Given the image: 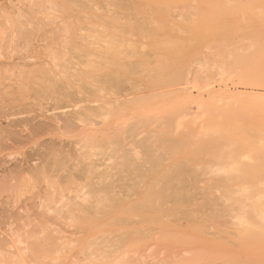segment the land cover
<instances>
[{"label":"rangeland","instance_id":"374dc122","mask_svg":"<svg viewBox=\"0 0 264 264\" xmlns=\"http://www.w3.org/2000/svg\"><path fill=\"white\" fill-rule=\"evenodd\" d=\"M51 1L52 2H50V4L49 0H0V31H2V33H0V264H90V262L91 264H264V234L259 235L254 232L249 235L243 234L242 231L239 230L240 228L237 226L238 219H235L229 212V215L227 213L221 214L223 208L220 207L223 206L222 201H219L218 198L221 196L220 194L223 193V189L220 192V185L222 188L223 185H225V182L220 181V178H222L225 174H249L253 177L255 182H260L261 185H264V159H261L264 157H262V155H255L256 153L262 151L261 146H258L257 144L261 142L259 144L261 145L263 144L262 142H264V0H142V2L141 0H89V2L91 1L90 3L87 0H66V2L65 0ZM61 1L64 2V4H61ZM147 1L148 3H145ZM53 2H55V4H53ZM70 2L72 4H68ZM86 4L90 6L88 7ZM224 4H228V8H226V5L224 7ZM142 5L146 6V8H144ZM196 5L198 9L195 8ZM211 5H213V8ZM148 6H152L150 7L153 10L152 12L156 11L157 9L156 17H153L156 15V12L152 13L153 16L150 14L151 9L147 8ZM160 6L161 8H159ZM68 7L72 10H69ZM145 13L146 17L149 18L145 17ZM115 15L117 19L115 18ZM112 18H114L116 21L115 22L113 19V22L116 23L114 26L112 24L113 22L110 21ZM146 20L148 23H152V20L153 22L157 21V23H160L164 27L168 26V28L170 27L172 30L169 29L171 31L170 32L168 29L162 28L160 33V27H158L159 25L157 26L159 28L158 29L156 27L157 24L155 25L154 22L152 24H154L155 27L152 28L151 26L153 25L148 26ZM127 21L131 23H128ZM118 22L121 23L119 24ZM134 22H136L140 28H144V30L142 28L141 29L142 31L146 32L144 34L141 33L142 31L140 28L138 29V26L135 27L136 24L133 26ZM142 23L146 24L143 26ZM121 24L122 26L123 24L124 26H128L130 31L132 30V27L135 28L132 31H135L136 28L141 31L139 32L137 30V33L139 32L138 34H135L136 31L135 33L133 32L134 34L130 32L132 35L129 34L128 36L129 40L132 42L131 47L133 46L134 41L140 43L139 45L142 46H140V54L130 52L132 50H126L129 57L127 54L126 56L131 58L132 54L134 56L135 54H139L141 56V53L142 56L144 55L143 59L148 63L146 65L148 70L150 69L149 74H147L148 77L146 78L148 82L151 79L153 80L152 76L154 79L157 78L155 72L151 70L156 66V64H158L156 62L163 61V63H167V60L169 58L171 59L169 53L171 52L170 48L172 47L179 49H174V51L179 52L180 55L177 54V52L174 53L175 55L180 56V61L178 60V56H175L176 58L173 56L174 53L172 51V53H170L173 56L171 63L174 59L175 65L183 68V81L178 80L177 83H172V85H169L168 87L169 83H166L165 85L161 81H158L157 78L159 84H156L155 86L154 83L157 82L155 80L156 82L151 81L153 85L151 84V86H149L151 82L148 83L147 80H144V77H146L147 73V69L145 68L146 66L144 65L145 63H140L144 60L140 58V61H138L137 56L134 58L132 57V61H130L131 59L129 60L126 56L125 57L128 59V62H131V68L136 67V63H140V65H142V67L145 69H143V72L145 71V76H142L144 74L143 73L141 75L142 77L134 76L135 78L131 77L130 80L126 78L114 77L113 81L118 79L116 82L119 83L122 81H128L125 84H121L125 87H120V85H118V89L120 90H115L114 86L117 87V85L116 82L112 81L107 83L105 82L106 85L102 83L93 85V87H91V85H85L79 76H75V78L73 76L70 78L69 80L72 83L68 82L69 80L66 78L63 79L61 74L64 75L66 69L68 75H70V73L71 75L77 74V68L79 71L85 70L87 69V66L85 68V65H89L91 61L96 67H101L99 63L101 64V59L103 58H99V56H103V53L105 54L104 49L106 47L104 46L107 45L104 44L105 40H107V36H105L106 38L103 39V34L109 35L107 33L105 34V30L108 29L107 31H115L117 26L118 29H123V31L120 30L123 33L127 27H119ZM146 25L148 28L151 27L152 29H149L152 31L146 29ZM175 26L178 27V29L183 27L182 29L185 31V33H179V30L176 32L177 28ZM17 27L18 29H16ZM118 29L117 32L115 31L116 35L119 31ZM225 29H231L227 31L228 36L230 37L227 36V38H225V44L229 46L231 44H228V42L234 43L230 47L233 48L235 45L236 49L234 50L233 48L230 51H235L240 57V62L243 64V66L238 65L233 70L228 71L229 75L226 74V76L228 75L227 77H224L225 73H222L226 65H222L223 67L219 65L222 63L217 56L221 53V50L218 52L217 47L219 43V49H222L223 44H220L222 43V38H224L222 33L225 31ZM183 30L180 32H183ZM128 31L126 30L122 36H127L126 32L128 34ZM148 32H150V35H152L153 38L149 36V34H146ZM158 33L159 35H157V40H155L154 36ZM112 34L115 35L113 32ZM169 34L171 36L173 35V37H171ZM116 35L114 37H116ZM133 35L136 38H133ZM164 35L166 37L169 36V38H172L173 44L169 43L172 40L166 38ZM163 36L166 38L167 44H172V47L170 46L169 48L168 46L167 49L163 46L162 49H159V53L157 54L160 55V57L163 55V53H165L163 56L169 55V57L166 59L167 56H165L164 60L156 61V59L159 58L156 56L157 54H155L157 51L154 50V47L155 49H158V41L160 45L161 43L162 45L165 43L166 40L163 39ZM120 37L121 35L119 38ZM130 37L132 38L130 39ZM158 37L160 40H158ZM119 38H117L118 42L119 40L123 41L125 44L128 42L127 46L125 44L124 45L126 47L130 46V41L124 42L127 40V37H125V40H122L124 37H121L120 39ZM173 38H175L177 43H183V41H185L189 42L190 44L192 42H195V45L200 44L199 46L197 45L199 51L196 50L194 53L197 55L198 52V54L201 53V55L199 54V56H196L194 53H192L194 48L197 49L194 44H192V47L194 46L192 50L189 43H180V47V45H178L179 43H174ZM161 39H163L164 42ZM179 39L183 40L179 41ZM190 39H192V41H189ZM226 39H229L230 41L227 42ZM214 40L217 42H214ZM156 41L157 43H155ZM64 43L66 45H64L65 47L63 46ZM71 43L72 48L69 47ZM90 43L91 46H89ZM138 43L137 46L135 43V47H138L139 49L140 47L138 46ZM155 44L157 45L154 46ZM174 44L175 46H173ZM101 45L103 46V49L101 48ZM83 46L89 50L83 48ZM161 46L158 45V47ZM135 47H132L133 50H135ZM165 49L169 52L165 51ZM181 49H185L182 51L189 54L186 56V53H180L182 52ZM50 52L52 53L50 54ZM166 52L168 53L166 54ZM191 53L192 55H190ZM49 55L52 56L50 57ZM58 56L61 57L59 58ZM52 57H55L57 60ZM186 57H191L189 59L192 60L193 58V60L189 61ZM232 57L233 56H231V58ZM216 58L217 60H214ZM53 60L56 62H53ZM208 60L210 61L208 62ZM176 61L178 64H176ZM183 62L186 63V65ZM74 65L77 67L75 73L73 70L75 68ZM204 67H209L210 70H208V68L205 69ZM20 71L23 72V75ZM50 71L53 72V75ZM217 71H220L218 72L219 74ZM42 75H45L46 77H42ZM34 76L37 77L36 80L33 78ZM163 76L165 75H162V77ZM59 77L62 78L60 79ZM249 77L256 78V81L249 80ZM28 78H30V80ZM42 78H45V81ZM49 78L52 79H50L52 83L49 81ZM78 79L80 80L78 81ZM120 79L122 80L121 82L119 81ZM180 80H182V77ZM49 82L52 85L54 82L56 85H58L57 83L60 84L62 82L60 85L67 84V86L62 87L64 86L62 85L60 87L58 85L57 89H55V87H51L52 85H50ZM137 83L139 84L137 85ZM55 84L54 86H56ZM112 84H114V86ZM42 85H44V88ZM110 85L112 86L111 88ZM36 87L40 90L39 93ZM48 88H50V91ZM58 88L63 89L60 90ZM41 89L45 90L43 91ZM83 89L86 90V92ZM95 89L100 90L95 92ZM66 90L71 91L72 95V92L80 90L78 91L81 92L79 95L76 97L75 95L73 96V101L76 100L75 103L71 100L73 97L69 100L60 98V95L65 94ZM63 91L64 93H62ZM69 91H67L68 94ZM57 92L60 95H58ZM159 94L161 95L159 96ZM139 96L142 98L143 104H141L140 107L137 106V112H140L147 117H153L156 123L153 120V122L149 120L150 122H147L148 125H143V127L146 129L143 128L142 125H139V128L137 127L136 130L139 129V132L144 130L147 131L148 127V132L150 131V135L153 132L152 129L164 130L167 127L168 120L171 119L173 115L174 121L172 124H174V126L171 124V131L168 135H166L165 138L169 145H173V147L176 149L178 148V150L176 152H171L169 148H159L156 155L161 160L164 169H171L172 166L179 161L178 163L181 165L184 164L186 166L184 167V170L188 169L186 171L189 173H192L193 175L197 174L198 180H196V183L200 185L199 186L197 184L200 187L197 192L203 193L206 191V188L208 189V187H213V189L214 187H219L217 188L219 189L217 192H215L216 188L214 189L210 197L211 199L205 196V194H200L199 197H202V200L201 198L199 199L197 197H193L192 201H182L181 203H178L179 205L176 204V206L175 204L172 205L173 200H168L166 202L167 205H160L156 211L154 208H147L144 211L146 207L139 211L140 209L137 210L136 208L142 207L140 206L142 194H140L138 189H143L144 186L141 178L134 179L136 180L135 183H139L140 185L139 186L137 184V186H135L137 188L135 189L133 188L134 182L128 181L127 179L125 180L120 178L121 181L120 179L115 181L119 178L115 177L107 178L105 181L102 178V176L105 175L104 172L106 171L113 174L116 173L114 169L110 168L108 171L106 168L113 164V158L111 157H113V155L116 157L122 152H119L116 155L114 152H112V155L111 151L114 148L111 146L110 149H113H111V151L107 150L110 153H103L106 150L101 152L99 149H90V151L87 152L85 151L86 148L84 147V143L82 141L84 137L93 132L94 137L96 140L98 139L97 142L100 144L101 140L104 139V133L107 131H113L114 127L112 125L113 123H111L112 119H110L107 115H100L99 117L95 116L96 118L94 116L87 117L86 119L90 118V121L82 119V122H77L80 128L74 131L72 130L69 133L66 129L64 130L61 127L63 124L60 121L63 122V120L58 116L61 113L66 112V115L68 116L69 112L72 113V111H78V108L81 109L83 107H101L103 112L105 111L106 113V110L112 107V102L116 100L123 101L131 99L135 102V99L133 98H137ZM106 103H110L109 106ZM142 109H144V111ZM243 109L247 110L246 113H244L246 118L242 117L241 112ZM115 115H118L117 117L119 119L122 118L119 112H117ZM164 117L168 120H165ZM206 118L211 121V126L213 125L216 127V130L215 128L213 130L220 136L215 137L217 139L213 138L215 142L213 139H211V142L209 141L207 144L206 151H202L199 145L202 142V136L205 135V130L203 127L205 125L204 120ZM55 122L58 124L55 125ZM241 124L244 125L243 130L241 128ZM42 125L45 127L44 130L46 131H42L43 135L36 134V137V128H41ZM45 125H47V128ZM163 125L166 126L164 127ZM252 126L256 127L259 131L253 132L251 130ZM56 127L59 129L61 127V129L58 130ZM124 132L125 131H121L118 138L121 139V136H123ZM145 132L142 134L136 133L139 135H137L138 137L136 140L142 137L144 139L148 133ZM253 133L258 135V137L255 135L258 139H255L256 137H254ZM130 134L131 133L128 135ZM128 137L129 136H126L125 141ZM130 137L128 138L127 143H124L125 141L122 140L123 137L120 141V143L123 141V143L126 144L124 148H127V150H131V148L135 147L133 143H129V141H131L129 139L132 138ZM218 137L221 139H218ZM151 138H153V136ZM245 138L247 140L252 139L249 140L251 143L245 140ZM259 138L263 140L258 141ZM253 140L255 143H253ZM240 143L243 144L239 145ZM213 144H216L217 147ZM254 144H256V147H253ZM209 146L214 147L210 149ZM228 146L231 147L229 148ZM237 146L239 148H237ZM208 149L215 151L212 153V156L210 154L211 152H208ZM218 149H220V151ZM221 149L224 150L221 151ZM225 150H227V153ZM84 151L87 154L90 153L89 156L91 157H88V161L87 159H82L78 156L79 153H83ZM231 151L233 156L232 158L228 156V158L226 155L232 154ZM222 152L226 153V155H224ZM195 153L198 155V157ZM65 156L67 158H65ZM258 156L261 158L259 157L257 159ZM189 157H193L192 160H189ZM215 157H217V159H215ZM61 158L62 162H67H65V166L61 163L63 169L60 165H58V162L56 163V160L59 161ZM217 160L218 162H216ZM43 162L45 164H43ZM72 162L75 163L73 164ZM85 162L92 165L94 164V166L97 168V172H101L102 174H99L102 176H98L92 180L89 179L87 175L84 176L83 174H79V172H77L78 168L79 171H81L82 169L80 170V168H85V166L88 165ZM138 162L140 164L143 163V168L145 170H147V168L148 171L151 170L150 163H145L144 159H139ZM233 162L235 163V169L230 165L233 164ZM80 163H82V165ZM221 163L222 165H220ZM47 164H49V167ZM71 166L72 168L70 169ZM67 167L69 169L66 170ZM46 168H48V170ZM217 169H219V171ZM68 170L71 173L67 172ZM216 171L218 174H216L217 176L214 175ZM216 177L219 178L220 182L218 180H216V183L214 182V180L217 179ZM102 179L105 181L103 182L104 184L114 183L110 189H112L111 193L115 192L114 194L117 197V205L120 208L118 213L114 214L111 212L110 216L99 215L95 210V200L92 201L93 198L89 197V193L93 196L96 195V193H94V187L91 185L92 183H97L98 186L96 187L103 188L104 184H101ZM139 180L142 183L137 182ZM87 183L88 187H86ZM118 184H120V186ZM127 185L129 186L127 187ZM101 188H98V190ZM201 190L203 192H200ZM199 193L197 194L199 195ZM103 194L108 195L103 191L97 193L99 196L102 195L103 197H106ZM112 195L110 194V196ZM194 195L196 194L194 193ZM87 196V199L89 200L85 199ZM204 199H206V203L203 202ZM208 199L214 200L210 201L209 203H219L220 205L218 208L213 209L211 207L212 205L208 203ZM118 200L120 202H118ZM195 200L198 202L201 201V203L203 202V205L201 206V203L199 204L198 202H195ZM131 203L132 206L129 207L128 205H131ZM137 203H139L140 207L135 206L138 205ZM182 204H187L186 206L188 208H186L188 210H185L186 208H184L185 206ZM188 204H191L192 206H188ZM205 204L211 206L208 207ZM180 205L184 209L179 208ZM199 205L201 207H199ZM124 209L127 210L124 212ZM150 209L153 211L148 213V210ZM66 211H68V213H66ZM186 211H188L189 216H187ZM236 211L237 209L233 212L235 213ZM77 212H79L78 216L76 214ZM121 212L125 214H120ZM130 212L132 214L129 215ZM89 213L92 216H90ZM215 214L219 215L217 218L220 217L222 222L219 219H214L215 216H211ZM185 216L189 219H187ZM208 216L211 217L209 218ZM91 219L93 220L91 221ZM145 219L147 220L145 221ZM84 221H87V223ZM117 229L118 231L121 229L122 230L117 232ZM99 235L104 239H102ZM114 239H116L118 242H115ZM44 241H47L48 243L45 242L44 244ZM51 241H54V243H51ZM98 245L101 246L99 247ZM102 246L105 249L102 248ZM94 247H99L98 252L101 251V254L96 251V248L94 252ZM115 251H117V253H115ZM92 252L94 253L92 254ZM33 253H35V255ZM49 253L52 256H49ZM109 253H111V255L108 258L106 255H109ZM94 254H97L98 256H95ZM90 255H94V257H91ZM86 257L90 259L92 258L91 260L93 261L87 259Z\"/></svg>","mask_w":264,"mask_h":264},{"label":"bare ground","instance_id":"6f19581e","mask_svg":"<svg viewBox=\"0 0 264 264\" xmlns=\"http://www.w3.org/2000/svg\"><path fill=\"white\" fill-rule=\"evenodd\" d=\"M41 1V0H40ZM76 1V0H75ZM79 1V0H78ZM78 1H77V3H78ZM88 2H89V0H87ZM86 1V2H87ZM127 1V0H126ZM150 1V0H149ZM50 2H52L51 0H49V3ZM65 2H66V0H65ZM84 2V1H83ZM91 2V1H90ZM89 2V3H90ZM93 2V1H92ZM141 2H142V0H141ZM152 2V1H151ZM150 2V3H151ZM64 4V2H62L61 1V4ZM82 3V2H81ZM88 3V4H89ZM145 3H148V1L147 2H145ZM153 3H155V2H153ZM152 3V4H153ZM157 3V2H156ZM168 3V2H167ZM51 4V3H50ZM53 4H55V2H53ZM59 4V3H58ZM68 4H72L71 2L70 3H68ZM73 4H74V2H73ZM84 4V3H83ZM152 4H150V5H152ZM214 4H215V2H214ZM47 5H48V3H47ZM87 5V4H86ZM120 5V4H119ZM144 5H147V4H144ZM144 5H142L144 8H146V6H144ZM149 5V4H148ZM157 5V4H156ZM175 5V4H174ZM225 5L226 4H224V7H225ZM35 6V5H34ZM33 6V7H34ZM39 6V5H38ZM54 6V5H53ZM71 6V5H70ZM82 6V5H81ZM80 6V7H81ZM88 7L90 6V5H87ZM95 6V5H94ZM153 6V5H152ZM152 6H148L147 8H150V7H152ZM155 6V5H154ZM166 6V5H165ZM192 6V5H191ZM212 6V8H213V5H211ZM228 6V4L226 5V8H228L227 7ZM55 7H56V5H55ZM58 7V6H57ZM110 7V6H109ZM113 7H114V5H113ZM157 7H158V5H157ZM156 7V8H157ZM168 7V6H167ZM193 7H194V5H193ZM207 7V6H206ZM219 7V6H218ZM230 7H231V5H230ZM37 8V7H36ZM59 8V7H58ZM62 8V7H61ZM64 8V7H63ZM66 8V7H65ZM69 8V7H68ZM82 8V7H81ZM96 8V7H95ZM95 8H94V10H95ZM98 8V7H97ZM119 8V7H118ZM156 8H153V9H156ZM159 8H161V6L159 7ZM196 9H198V7H197V5H196V7H195ZM33 9V8H32ZM71 8H69V10H70ZM93 9V8H92ZM91 9V10H92ZM124 9V8H123ZM143 9V8H142ZM151 9V8H150ZM221 9V8H220ZM68 10V9H67ZM72 10V9H71ZM90 10V11H91ZM100 10V9H99ZM140 10H141V8H140ZM249 10V9H248ZM108 11V10H107ZM111 11V10H110ZM153 10L151 9V13L150 14H152V13H154V12H156L157 11V9H156V11H154V12H152ZM159 12V11H158ZM160 13V12H159ZM158 13V14H159ZM201 13V12H200ZM22 14V13H21ZM43 14H44V12H43ZM143 14H144V12H143ZM195 14V13H194ZM33 15V14H32ZM35 15V14H34ZM172 15V14H171ZM86 16V15H85ZM120 16V15H119ZM128 16V15H127ZM126 16V17H127ZM152 16H153V14H152ZM157 16V12H156V15L155 16H153V17H156ZM227 16V15H226ZM20 17H21V15H20ZM130 17V16H129ZM145 17H146V13H145ZM183 17V16H182ZM86 18V17H85ZM97 18V17H96ZM111 18V17H110ZM115 18H116V15H115ZM146 18H149V17H146ZM170 18V17H169ZM186 18V17H185ZM88 19V18H87ZM113 19L114 18H112V20L110 19V21H112L113 22ZM117 19V18H116ZM150 19H151V17H150ZM224 19V18H223ZM108 20H109V18H108ZM149 20V19H148ZM154 20V19H153ZM153 20H152V23H154L153 22ZM157 20V19H156ZM227 20V19H226ZM86 21H88V20H86ZM114 21H115V19H114ZM126 21V20H125ZM143 21V20H142ZM179 21V20H178ZM111 22V23H112ZM116 22V21H115ZM128 23H131V22H129V21H127ZM145 22V21H144ZM149 22H151V21H149ZM224 22V21H223ZM229 22V21H228ZM11 23V22H10ZM99 23H101V22H99ZM108 23V22H107ZM119 23V22H118ZM121 23V22H120ZM119 23V24H120ZM146 23H147V25L149 26V25H153V26H151L152 28H154L155 26H154V24L156 25V27L158 26V27H160V33H161V31H162V28H166V29H170V27L168 28V26L167 27H164L163 25H161L160 23H157V21L154 23V24H152V23H148L147 22V20H146ZM146 23H144V24H146ZM103 24H104V21H103ZM113 24V26L114 25H116V23H112ZM135 24H136V22H134V25L133 26H135ZM143 24V23H142ZM144 24H143V26H144ZM221 24V23H220ZM12 25V24H11ZM82 25V24H81ZM90 25V24H89ZM146 25V26H147ZM161 25V26H160ZM185 25V24H184ZM16 26V25H15ZM18 26V25H17ZM91 26V25H90ZM123 26H124V24H123ZM123 26H122V24L121 25H119V27H122L123 28ZM138 26V27H137ZM148 26L146 27V29H148V30H150V31H152L151 29V27H149V28H151V29H149L148 28ZM166 26V25H165ZM3 27V26H2ZM103 27V26H102ZM116 27V26H115ZM125 27H127V31L129 30V28H128V26H124V28ZM135 27H137L138 29L140 28L139 27V25H137L136 24V26ZM176 27V26H175ZM11 28V27H10ZM96 28V27H95ZM95 28H94V30H95ZM117 29H118V26L116 27ZM136 28V33H135V31H132V30H134L135 28L134 27H132V30L130 31H128L129 33L127 34V32H126V35L127 36H125V35H123L122 36V34L123 33H125V31L122 33L121 31H123V29H118L119 31H118V33H117V35H121V37H124V38H122V40H125V37H127V40H125L124 42H126V41H130L129 40V34H131L132 35V33L134 32L135 34H138L139 32H141L142 31V29L144 30V28H140V30L141 31H139L138 29ZM177 28V29H176ZM175 29H176V32L178 31L179 33H185V31L180 27V29H178V27H176ZM15 29V28H14ZM16 29H18V27L16 28ZM74 29V28H73ZM98 29V28H97ZM100 29V28H99ZM117 29H115V31L117 32ZM130 29H131V26H130ZM174 29V30H175ZM20 30V29H19ZM67 30V29H66ZM93 30V31H94ZM108 29H106L105 30V34L107 33V34H109V35H104L103 34V39L104 38H106L105 36H107V40H105V42H104V40H103V42H104V44H107L106 46H104V44H103V46L104 47H106L104 50V52H105V54L103 53V56L102 55H100L99 56V58L101 57V58H103V59H101V64L99 63V65H101V67H96L94 64H92V61L89 63V65H85V68H86V66H87V69H85V68H83V69H85V70H80L79 71V69L75 66V68L73 69L74 70V73H75V70H76V68H77V70L78 71H76L77 72V74H73V75H71V73H70V75H71V77H70V75H68V72H66L67 71V69H66V71H65V73H64V75H62L61 74V76H63V79H70V78H72L73 76H74V78H75V76H79L80 77V79H81V81L85 84V85H91V87H93V85H97V84H102V83H104L105 85H106V83L107 82H116V80H118V79H115V81H113V78L114 77H119V78H126V79H128V80H130L131 79V77H142V76H145V71L143 72V69H144V67H142V65H140V63H145L144 65L146 66L148 63L143 59L144 57V55L142 56V53H141V56L139 55L140 54V52L139 51H141L140 49H141V45H139L140 43H138V42H135L134 40H132V41H134L133 42V46L135 47V43H136V46H137V43H138V46L140 47L139 49H138V47H135V50H133V46L131 47V45H132V42H131V44H130V42H129V45L130 46H128V47H126L127 46V43L128 42H126V44L125 43H123V41H121V40H119V42H118V39L117 38H119V36H117L116 35V32L115 31H111V30H109V31H107ZM121 30V31H120ZM137 30L139 31L138 33H137ZM147 30V31H148ZM155 30H157V29H155ZM170 30H172V29H170ZM169 30V31H170ZM181 30H183V32H180ZM229 30H231V29H225V31H223V33H222V36L224 37V38H222V43L220 44V45H222V49H219L220 47H219V43H218V52L221 50V53L219 54V55H217L218 56V59L221 61V63L222 64H219V65H223V66H225L224 67V70L222 71V73H225V76L224 77H227L229 74H228V71H231V70H233L235 67H237L238 65H242L243 66V64H242V62H240L241 60H240V57L238 56V54L234 51V52H232V51H230V50H232L233 48H234V50L236 49L235 48V45H234V47L233 48H231L230 46L232 45V44H234V43H229L228 41H230L229 39H226V41L228 42V44H231V45H227V44H225V38H227V36H228V32L227 31H229ZM233 30V29H232ZM18 31V30H17ZM104 31V30H103ZM164 31H165V29H164ZM163 31V32H164ZM167 31V30H166ZM168 31V32H169ZM186 31H188V30H186ZM19 32V31H18ZM32 32V31H31ZM68 32V31H67ZM72 32V31H71ZM112 32L113 33H115V35H116V37H114L115 35H113L112 34ZM121 32V33H120ZM130 32H132V33H130ZM146 32V31H145ZM144 31H142L141 33H145ZM155 32H157V31H155ZM171 32V31H170ZM230 32H233V31H230ZM0 33H2V31H0ZM17 33V32H16ZM120 33V34H119ZM133 33V34H134ZM19 34V33H18ZM147 35L149 34V36H151L152 38H153V36L152 35H150V32H148V33H146ZM164 34V33H163ZM162 34V35H163ZM167 34V33H166ZM112 35V36H111ZM153 35H155V34H153ZM157 35H159V33L158 34H156L155 36H154V39L155 40H157L156 38H157ZM168 35V34H167ZM170 35V34H169ZM179 35H181V34H179ZM89 36V35H88ZM137 36H139V35H137ZM141 36V35H140ZM143 36V35H142ZM145 36V35H144ZM165 36V35H164ZM163 36V37H164ZM171 36V35H170ZM176 36V35H175ZM219 36H220V34H219ZM109 37H110V39H109ZM120 37V38H121ZM133 38L135 37L134 35L132 36ZM132 37H130V39L132 38ZM160 37V36H159ZM158 37V38H159ZM162 37V38H163ZM166 37V36H165ZM163 38L164 40H166V38H169V36H167L166 38ZM171 37H173V35L171 36ZM178 37V36H177ZM182 37V36H181ZM228 37H230V36H228ZM21 38V37H20ZM97 38H99V37H97ZM119 38V39H120ZM136 38V37H135ZM179 38V37H178ZM197 38V37H196ZM60 39V38H59ZM86 39V38H85ZM163 39H161L162 41H163ZM169 39H171L172 40V38H169ZM174 39V43L176 44L177 42L175 41V38H173ZM185 39H187V38H185ZM66 40V39H65ZM117 40V41H116ZM158 40H160V38L158 39ZM181 39H179V41H180ZM183 40V39H182ZM181 40V41H182ZM188 40V39H187ZM210 40V39H209ZM231 40H233V39H231ZM86 41V40H85ZM161 41V42H162ZM189 41H192V39H190ZM216 40H214V42H215ZM15 42V41H14ZM57 42H59V41H57ZM65 42V41H64ZM116 42H118V43H116ZM164 42V41H163ZM169 42V41H168ZM173 42V40L172 41H170L169 43H172ZM184 42L185 41H183V43L182 42H180L181 44H184ZM217 42V41H216ZM226 42V43H227ZM89 43V42H88ZM120 43V44H119ZM155 43H157V41L155 42ZM165 43L167 44V40L165 41ZM165 43H163V45H162V43H161V45H160V43H159V41H158V45L159 46H161V47H158V45L157 44H155L154 46H156L157 45V48L158 49H155V47H154V50H156L155 52V54H157V53H159L158 51H159V49H162V47L164 46V48H167L168 49V46H169V48H170V46L172 47V44H165ZM179 43V42H178ZM177 43V44H178ZM178 44V45H180V47H181V44ZM186 44L187 43H189V42H185ZM195 42H192L191 44H190V48H191V50H192V48L194 47V46H196L197 47V45L199 46L200 44H194ZM202 43V42H201ZM62 44V43H61ZM68 44V43H67ZM70 44V43H69ZM99 44V43H98ZM97 44V45H98ZM102 44V43H101ZM126 46H125V45ZM175 44L173 45V46H175ZM192 44H194V46L192 47ZM65 45V43L63 44V46ZM77 45H78V43H77ZM201 45H203V44H201ZM66 46V45H65ZM64 46V47H65ZM69 46V45H68ZM72 46V43H71V45L69 46V47H71ZM89 46H91V43L89 44ZM94 46V45H93ZM102 45H101V48L103 47ZM125 46V47H124ZM189 46V45H188ZM249 46V45H248ZM62 47V46H61ZM77 47H79V46H77ZM87 47V46H86ZM124 47V48H123ZM143 47H144V45H143ZM179 47V48H180ZM183 47V46H182ZM201 47V46H200ZM216 47V46H215ZM53 48V47H52ZM67 48V47H66ZM72 48V47H71ZM74 48H76V47H74ZM83 48H85V46H83ZM94 48V47H93ZM100 48V47H99ZM129 48H132V49H129ZM164 48H163V50H164ZM173 48V47H172ZM172 48H170L171 49V52L170 53H172V51H173V53L174 52H177V51H174V49H178V48H176V47H174L173 48V50H172ZM249 48V47H248ZM60 49V48H59ZM68 49V48H67ZM85 49H87V48H85ZM103 49V48H102ZM125 49V50H124ZM187 49H189V48H187ZM195 49V48H194ZM193 49V52L192 53H194V51L196 52V50H198L199 51V48L197 47V49H195L194 50ZM216 49V48H215ZM250 49V48H249ZM49 50H51V49H49ZM69 50V49H68ZM67 50V51H68ZM80 50V49H79ZM82 50V49H81ZM87 50H89V49H87ZM126 50H132V51H130V52H133V53H139L138 55H139V57H138V55H136L135 54V56H137V59H138V61H140L139 59L141 58L142 60H144V61H141L139 64L138 63H136V67H134V68H131V62L130 61H132V57L134 58L135 56L132 54L130 57L131 58H128L129 57V55H128V52L126 51ZM144 50V49H143ZM163 50H161V51H163ZM179 50V49H178ZM183 49H181V51H182ZM185 50V49H184ZM183 50V51H184ZM239 50V49H238ZM241 50H242V48H241ZM52 51V50H51ZM64 51H65V48H64ZM73 51H75V50H73ZM127 53H126V52ZM135 51H137V52H135ZM160 51V52H161ZM165 51H168V50H166L165 49ZM180 52V53H186V52ZM57 52V51H56ZM98 52V51H97ZM169 52V51H168ZM168 52H166V54L168 53ZM243 52V51H242ZM251 52V51H250ZM52 52H50V54H51ZM86 53V52H85ZM101 53V52H100ZM163 53V52H162ZM169 53V55L171 56V59H172V57L174 56H178L177 58H178V60L180 61V54H179V52H177V54H179V55H175V53H174V55L172 56L171 54ZM192 53L190 54V55H192ZM217 53V52H216ZM77 54V53H76ZM81 54V53H80ZM95 54V53H94ZM126 54H127V56H126ZM165 53H163V55H164ZM189 54V53H188ZM187 53H186V56L188 55ZM195 54V53H194ZM200 55H201V53H199ZM199 54H198V52H197V55L196 56H199ZM215 54V53H214ZM62 55V54H61ZM65 55V54H64ZM89 55V54H88ZM163 55H161V57L163 56ZM169 55L167 56V55H165V56H167V58L166 59H168V57H169ZM195 55H193V56H195ZM210 55H212V54H210ZM50 56V55H49ZM52 56V55H51ZM50 56V57H51ZM67 56V55H66ZM81 56V55H80ZM130 60L129 62H128V59H126V57ZM148 56V55H147ZM156 56H158V58L159 59H156V61H158V60H164V58H165V56H163L162 58L160 57V55H156ZM192 56V57H193ZM216 56V57H217ZM231 56H233L232 58H231ZM48 57V56H47ZM50 57H49V60H50ZM59 57V56H58ZM61 57V56H60ZM59 57V58H60ZM185 57V56H184ZM52 58H55V57H52ZM58 58V59H59ZM63 58V57H62ZM61 58V59H62ZM82 58V57H81ZM84 58V57H83ZM88 58V57H87ZM125 58V59H124ZM157 58V57H156ZM176 58V57H175ZM186 58H188V60L190 61L191 59H189V58H191V57H186ZM197 58V57H196ZM200 58H201V56H200ZM228 58V59H227ZM56 59V58H55ZM170 59V58H169ZM167 60V63H163V61H161V62H156V63H158V64H156V66L153 68V69H151L152 71H154L155 72V74H156V77L158 78V81H161L163 84H165L166 85V83L168 84V87H169V85H172V83H177V81L179 80V81H183V77L184 76H182L183 74H182V69L183 68H181L180 66H178V65H175V60L173 59V62L171 63V59L170 60ZM198 59V58H197ZM57 60V59H56ZM87 60V59H86ZM124 60H125V62H124ZM177 60V61H178ZM181 60H183V59H181ZM184 60H185V58H184ZM187 60V59H186ZM192 60H193V58H192ZM191 60V61H192ZM214 60H217V58L216 59H214ZM66 61V60H65ZM64 61V62H65ZM83 61H85V60H83ZM127 61V62H126ZM166 61V60H165ZM169 61V62H168ZM176 61V62H177ZM188 61V62H189ZM210 60H208V62H209ZM53 62H56L55 60H53ZM58 62V61H57ZM67 62V61H66ZM65 62V63H66ZM86 62V61H85ZM195 62V61H194ZM212 62V61H211ZM217 62V61H216ZM52 63V62H51ZM80 63H81V61H80ZM79 63V64H80ZM82 63H84V62H82ZM170 63V64H169ZM184 63V62H183ZM55 64V63H54ZM68 64V63H67ZM174 64V65H173ZM176 64H178V62L176 63ZM185 65H186V63H184ZM184 64H183V66H184ZM206 64H207V62H206ZM181 65V64H180ZM210 65V64H209ZM209 65H207V66H209ZM63 66V65H62ZM182 66V67H183ZM222 66V67H223ZM133 67V66H132ZM150 67V66H149ZM69 68V67H68ZM82 68V67H81ZM147 70V73H146V77H144L145 79L144 80H147L146 78L148 77L147 76V74H149V71H150V69L148 70V68H147V66L145 67ZM205 68V67H204ZM206 68H208V70H210L209 69V67H206ZM205 68V69H206ZM46 70H48V69H46ZM65 70V69H64ZM69 70V69H68ZM145 70V69H144ZM219 70V69H218ZM35 71V70H34ZM151 71V72H152ZM20 72H22V71H20ZM28 72V71H27ZM36 72V71H35ZM50 72H52V71H50ZM73 72V71H72ZM79 72V73H78ZM141 72V73H140ZM151 72H150V76H151ZM153 72V73H154ZM209 72V71H208ZM218 72H220V71H217V73ZM25 73V72H24ZM41 73V72H40ZM46 73H47V71H46ZM140 73V74H139ZM144 73V74H143ZM210 73V72H209ZM231 73V72H230ZM30 74H31V72H30ZM32 74H33V70H32ZM35 74H37V73H35ZM42 74V73H41ZM52 75H53V72L51 73ZM139 74V75H138ZM143 74V75H142ZM219 74V73H218ZM221 74V73H220ZM226 74H228L227 76H226ZM21 75V74H20ZM22 75H23V72H22ZM138 75V76H137ZM142 75V76H141ZM162 75H165V76H163L162 77ZM30 76V75H29ZM38 76H39V74H38ZM45 76V75H44ZM43 75H42V77H44ZM57 76V75H56ZM217 76H219V75H217ZM31 77V76H30ZM46 77V76H45ZM51 77V76H50ZM134 77V78H135ZM182 77V80H180V78ZM33 78H35V80H36V78L37 77H33ZM53 78V77H52ZM60 78V77H59ZM62 78V77H61ZM60 78V79H61ZM73 78V79H74ZM150 78V77H149ZM152 78H153V80L151 79H149L150 81L148 82V80H147V82L148 83H150L151 81H157V78H155L154 79V77L152 76ZM223 78V77H222ZM25 79V78H24ZM29 80H30V78H28ZM43 80L45 79V78H42ZM50 79L51 78H49V81H50ZM57 79V78H56ZM56 79H55V81H56ZM80 79H78V81L80 80ZM19 80V79H18ZM39 80V79H38ZM37 80V81H38ZM42 80V81H43ZM48 80V79H47ZM52 80V79H51ZM54 80V79H53ZM68 80H66V81H68ZM222 80V79H221ZM249 80H251V81H256V78H254V77H249ZM27 81V80H26ZM45 81V80H44ZM59 81H61V80H59ZM120 82L122 81L121 79L119 80ZM125 81V80H124ZM155 81V82H156ZM158 81L156 82V83H154L155 84V86H156V84H159L158 83ZM31 82V81H30ZM34 82H36V81H34ZM33 82V83H34ZM40 82V81H39ZM51 83H52V81H50ZM49 82V83H50ZM68 82H71L70 80L68 81ZM81 82V83H82ZM106 82V83H105ZM128 81H125V82H121V83H119V82H116V85H117V87H115L114 86V84H112L113 86H114V88H115V90L117 89V90H120V89H118L119 88V86L118 85H120V87H125V86H122L121 84H125V83H127ZM143 82H145V81H143ZM25 83V82H24ZM38 83V82H37ZM42 83V82H41ZM41 83H39V84H41ZM50 83V85H52ZM62 83V82H61ZM60 83V84H61ZM65 83H67V82H65ZM72 83V82H71ZM71 83H69V84H71ZM74 83V82H73ZM117 83H119V84H117ZM131 83V82H130ZM135 83V82H134ZM146 83V82H145ZM145 83H144V85H145ZM148 83H146V84H148ZM171 83V84H170ZM43 84V83H42ZM54 84H55V82L53 83V85L51 86V87H55V89H57V86L59 85L60 87L62 86V85H64V84H62V85H60L59 83H57L58 85H56V86H54ZM83 84V85H84ZM103 84V85H104ZM108 84H110V83H108ZM139 83H137V85H138ZM151 84L153 85V83L151 82L150 83V85L149 86H151ZM26 85H28V84H26ZM73 85V84H72ZM84 85V86H85ZM147 85V86H148ZM165 85H163V86H165ZM177 85V84H176ZM39 86H41V85H39ZM43 86V88H44V85H42ZM65 86H67V84L66 85H64V86H62V87H65ZM162 86V87H163ZM50 87V88H51ZM69 87V86H68ZM72 87H74V86H72ZM77 87H78V85H77ZM106 87V86H105ZM112 86L110 85V88H111ZM35 88V87H34ZM37 88V87H36ZM50 88H48V90L50 91ZM83 88V87H82ZM98 88V87H97ZM109 88V87H108ZM151 88V87H150ZM166 88V87H165ZM38 89V88H37ZM54 89V88H53ZM58 89H63V88H58ZM73 89V88H72ZM86 89V88H85ZM105 89V88H104ZM135 89V88H134ZM147 89V88H146ZM212 89V88H211ZM36 90V89H35ZM41 90H45V89H41ZM47 90V91H48ZM64 90H65V88H64ZM84 90V89H83ZM100 89H98V90H96L95 89V92L97 91H99ZM114 90V89H113ZM20 91V90H19ZM38 91V93H39V89L37 90ZM48 91V92H49ZM67 91H69V90H66L65 92V94H63V95H60L58 92H60V91H58L57 92V94L58 95H60V98L61 99H66V100H69V99H71L74 95H75V97L77 96V95H79L81 92H78V91H80V90H78V91H76V92H72L73 93V95L71 94V91H69V94L67 93ZM85 92H86V90H84ZM121 91H122V89H121ZM141 91V90H140ZM144 91H146V90H144ZM41 93V92H40ZM56 93V92H55ZM61 93V92H60ZM62 93H64V91L62 92ZM76 93V94H75ZM117 93H118V91H117ZM56 94V95H57ZM104 94V93H103ZM37 95V94H36ZM57 95V96H58ZM72 95V96H71ZM161 94H159V96H160ZM55 96V95H54ZM105 96V95H104ZM59 97V96H58ZM143 97V96H142ZM150 97V96H149ZM130 99V98H129ZM133 99H135V102L132 100H123V101H120V100H116V101H114V102H110L111 103V105H112V107H110V109H107L106 110V113H105V111L103 112V109H101V107H83V108H78L79 110L78 111H76L75 109V111H72V113L71 112H69V114H68V116L66 115V112H64V113H61V114H59L58 116L59 117H61L62 118V120H63V122L62 121H60L62 124V128L65 130H67V132L69 133L70 131H74V130H76V129H79L80 127L78 126V123L77 122H82V119L83 120H89V119H86L87 117H91V116H100V115H107L110 119H112L111 120V123H113L112 125H113V131L110 133V132H106V133H104V139L103 140H101V142H100V144L97 142V140H96V138L94 137V133L93 132H89L90 134H88L86 137H84L83 138V143H84V147L86 148V150L85 151H90V149H99V150H101V152L102 151H104V150H106V151H104L103 153H106V152H108V153H110L109 151H107V150H110L111 151V149H113L112 151H111V154L113 155V153L112 152H114V154L116 155L117 153H119V152H122L120 155H118V156H114L113 155V157H111V158H113V164H111V165H109L107 168H106V170L108 169V171H109V169L111 168V169H114L115 170V174H113V173H109V172H104V174L105 175H101L102 173L101 172H99V173H101V174H99L98 172H97V168H96V166H94V164L92 165V164H88V163H86V164H88L87 166H85V168L83 169V168H80V170L81 171H79V168H78V171L77 172H79V174H83L84 176H88V178L89 179H92L93 180V178H96V177H101L102 176V178L105 180H107V178H118V179H116L115 181H117V180H119L120 178L122 179H127L128 181H133L134 182V184H133V188L135 189V188H137V187H135V186H137V184L139 185V183H135L136 182V180H134V179H136V178H141L142 179V182H143V184H144V186H143V189H138L139 190V192H140V194H142V200H140L141 201V203H140V206H142L141 208H136L137 210L138 209H140L139 211H141V209H144L145 207V209H144V211L147 209V208H154L155 209V211L156 210H158V208L160 207V205H167V201L168 200H173V203H172V205L173 204H175V206H176V204H178V203H181L182 201H188V202H190V201H192L193 199V197L194 198H201V200H202V197H199L200 196V194H205V196H207L209 199H211L210 197H211V195H212V192L214 191V189L216 190L215 192H217V191H219V189H217V188H219V187H214V189H213V187H208V189L206 188V191L205 192H203L202 190L200 191V192H203V193H199V192H197L199 189H200V185L198 184V183H196V180H198L197 179V174L196 175H193L192 173H189L188 171H186V170H188V169H186V170H184V167H186L184 164H180V163H175L173 166H172V168L171 169H164V166H163V164H162V162H161V160L157 157V150L159 149V148H163V149H165V148H169V150L171 151V152H176L177 150H178V148L176 149L175 147H173V145L171 146V145H169L168 143H167V141H166V135H168L169 133H170V131H171V128H172V125L174 126V124H172L173 123V115H172V120L171 119H166L165 117H164V119L165 120H168V122H167V127H166V129H164V130H154V129H152L153 130V132H155V133H151V135L153 136V138H151L152 136L150 135V131L148 132V127H147V131L146 130H144V131H138V130H136L137 129V127L139 126V125H142V127H143V125H148V123L147 122H150V121H155V119L153 118V117H147L146 115H143L142 113H140V112H137V106H141V104H143V102H142V98H140V96L139 97H137V98H133ZM147 99H149V98H147ZM164 99H166V98H164ZM72 101L74 100V97L71 99ZM71 100H70V103H71ZM76 101V100H75ZM75 101H73L74 103H75ZM99 101V100H98ZM112 101V100H111ZM58 102H60V101H58ZM109 103V104H110ZM76 104H77V102H76ZM75 104V105H76ZM107 104V103H106ZM105 104V105H106ZM109 104H107L108 106H109ZM174 104V103H173ZM172 104V105H173ZM100 105V104H99ZM146 106V105H145ZM144 106V107H145ZM69 107V106H68ZM104 107H106V106H104ZM143 111H144V109H142ZM148 110V109H147ZM142 111V112H143ZM246 111L247 110H245V109H243V111L241 112V114H242V117H244V118H246V116H245V114L244 113H246ZM117 112H119V114L122 116V118L121 119H119L117 116L118 115H115ZM210 112H211V109H210ZM71 113V114H70ZM145 113V112H144ZM188 114V113H187ZM208 114V113H207ZM206 114V115H207ZM257 114V113H256ZM57 116V115H56ZM86 116V117H85ZM171 116V115H170ZM264 116V115H263ZM82 117H84V118H82ZM95 117V118H96ZM168 117V116H167ZM262 117V116H261ZM118 118V119H117ZM233 118V117H232ZM243 118V119H244ZM93 119V118H92ZM248 119V118H247ZM109 120V119H108ZM150 120V121H149ZM90 121V120H89ZM152 121V122H153ZM110 122V121H109ZM257 122V121H256ZM85 123H86V121H85ZM85 123H83V124H85ZM94 123V122H93ZM146 123V124H145ZM155 123H156V121H155ZM161 123V122H160ZM204 123H205V125H204V130H205V132H204V136H202L201 138H202V142L200 143V145H199V147H201V150L202 151H206V147H207V144H208V142L211 140V139H217V138H215V137H217V136H220L218 133H216L213 129L215 128V130H216V127H214L213 125L211 126L210 125V123H211V121H209L207 118L204 120ZM245 123V122H244ZM258 123H259V121H258ZM58 123H56L55 122V125H57ZM60 124V123H59ZM87 124V123H86ZM95 124V123H94ZM172 124V125H171ZM243 124V123H242ZM241 124V125H242ZM256 124V123H255ZM54 125V126H55ZM88 125H89V122H88ZM101 125V124H100ZM149 125H150V123H149ZM46 126V128H47V125H45ZM95 126V125H94ZM164 126V125H163ZM166 126V125H165ZM164 126V127H165ZM216 126V125H215ZM262 126V125H261ZM61 127H60V129H61ZM142 127H141V129H142ZM243 127H244V125H242V130H243ZM58 130H60L58 127H56ZM94 128V127H93ZM139 128V127H138ZM143 128H145V127H143ZM45 129V127H43V125H42V127L40 128H36V132L37 133H35V136H36V134L38 135V134H41V135H43L42 133V131H46V130H44ZM146 129V128H145ZM218 130H220L219 128H217ZM92 130V129H91ZM151 130V131H152ZM251 130L253 131V132H258L259 130L256 128V127H251ZM121 131H125L124 132V134H123V136H121V139H122V137H123V141H125V139H126V136H131L130 138L131 139H129V140H131V141H129V143H133L134 145H135V147L134 148H131V150H127V148L125 149L124 148V146L126 145V144H124V143H127V141H128V138H127V140L123 143V141L120 143V141H121V139L120 138H118L119 137V134H120V132ZM148 132L147 133V136H149V137H145L144 139H143V137L142 138H140V139H138V140H136L137 139V137L139 136L138 134H136V133H143V132ZM145 132V133H146ZM218 132V131H217ZM129 133H131L130 135H128ZM254 134V137H258V135H256L255 133H253ZM258 134V133H257ZM261 134V133H260ZM66 135V134H65ZM125 135V136H124ZM138 135V136H137ZM256 135V136H255ZM84 136V135H83ZM262 136V135H261ZM37 137V136H36ZM252 137V136H251ZM255 138V139H258V138ZM260 137V136H259ZM220 137H218V139H219ZM226 138V137H225ZM249 138V137H248ZM119 139V140H118ZM142 139V140H141ZM214 139H213V141H214ZM221 139V138H220ZM261 138H259V140L258 141H262L263 139H264V136H263V139H261ZM245 140H247L246 138H245ZM249 140H252V139H249ZM249 140H247V141H249ZM225 141H226V139H225ZM254 141V140H253ZM211 142V141H210ZM215 142V141H214ZM228 142V141H227ZM250 142V141H249ZM248 142V143H249ZM220 143V142H219ZM247 143V144H248ZM251 143V142H250ZM249 143V144H250ZM253 143H255V141L253 142ZM253 143H252V145H253ZM261 142H259V144H260ZM263 144H261V145H259V144H257V142H256V144L258 145V146H261V149H262V151L261 152H259V153H256L255 155H262V157H264V142H262ZM3 144V143H2ZM44 144V143H43ZM77 144V143H76ZM171 144V143H170ZM216 144H217V142H216ZM216 144H213L214 146L216 145ZM228 144H231V143H228ZM243 143H240L239 145H242ZM256 144H254V146L253 147H256L255 145ZM220 145V144H219ZM236 145V144H235ZM238 145V146H239ZM43 146V145H42ZM58 146V145H57ZM57 146H56V148H57ZM110 146L111 147H113V148H111L110 149ZM179 146V145H178ZM211 146V145H210ZM209 146V148L210 149H212L214 146H212V147H210ZM232 146V145H231ZM230 146V147H231ZM237 146V148H239ZM251 146V145H250ZM249 146V147H250ZM83 147V148H84ZM129 147V146H128ZM216 147H217V145H216ZM215 147V148H216ZM229 147V146H228ZM229 147V148H230ZM45 148V147H44ZM237 148H236V150H237ZM88 149V150H87ZM210 149H208V152H211L210 154H211V156H212V153L213 152H215V151H213V150H210ZM259 149V148H258ZM51 150V149H50ZM55 150H58V149H55ZM181 150V149H180ZM219 151H220V149H218ZM224 150V149H223ZM222 149H221V151H223ZM227 150H232V149H227ZM227 150H225V152L227 151ZM46 151V150H45ZM85 151L83 152V153H79V157L80 158H82V159H87V161H88V159L91 157V156H89L90 155V153L89 154H87V153H85ZM195 151V150H194ZM193 151V152H194ZM92 152V151H91ZM192 152V151H191ZM197 152H198V150H197ZM196 152V153H197ZM76 153V152H75ZM195 153V154H196ZM201 153V152H200ZM217 153V152H216ZM216 153H215V155H216ZM223 153V152H222ZM227 153V152H226ZM226 153H223L224 155H226ZM229 153V152H228ZM231 153H232V151H231ZM255 153V152H254ZM50 154V153H49ZM74 154V153H73ZM173 154V153H172ZM177 154V153H176ZM192 154V153H191ZM218 154H219V152H218ZM101 155V154H100ZM110 155V154H109ZM197 155V154H196ZM222 155V154H221ZM231 155V156H230ZM47 156V155H46ZM55 156V155H54ZM104 156V155H103ZM108 156V155H107ZM188 156H190V155H188ZM227 157L229 156L230 158H232V156H233V153L232 154H228V155H226ZM45 157V156H44ZM48 157V156H47ZM57 157V156H56ZM61 157V156H60ZM89 157V158H88ZM194 157H196V156H194ZM197 157H198V155H197ZM228 157V158H229ZM260 156H258L257 157V159L259 158ZM65 158H67L66 156H65ZM96 158V157H95ZM192 158L193 157H189L188 159L189 160H192ZM212 158V157H211ZM256 158V157H255ZM261 158V157H260ZM57 159V158H56ZM107 159V158H106ZM110 159V158H109ZM139 159H144V161H145V163H147V164H149L150 163V166H151V170L150 171H148V168H147V170H145L144 168H143V163L142 164H140L139 162H138V160ZM165 159V158H164ZM215 159H217V157H215ZM227 159V158H226ZM239 159V158H238ZM256 159V160H257ZM261 159H264V158H261ZM46 160V159H45ZM45 160H43V161H45ZM52 160V159H51ZM64 160V159H63ZM66 160V159H65ZM72 160V159H71ZM230 160V159H229ZM255 160V159H254ZM253 160V161H254ZM91 161V160H90ZM143 161V160H142ZM184 161V160H183ZM225 161V160H224ZM228 161V160H227ZM240 161V160H239ZM58 162V165H60L61 166V163L64 165L65 164V162L63 163L62 162V158L58 161V160H56V163ZM212 162H213V160H212ZM211 162V163H212ZM216 162H218V160L216 161ZM241 162V161H240ZM67 163V162H66ZM73 163V162H72ZM75 163V162H74ZM73 163V164H74ZM242 163V162H241ZM248 163V162H247ZM43 164H45L44 162H43ZM50 164V163H49ZM49 164H47V166L49 167ZM81 165H82V163H80ZM79 164V165H80ZM218 164V163H217ZM224 164V163H223ZM234 162H233V164H230L231 166H233L232 168H234L235 166H234ZM57 165V164H56ZM57 165V166H58ZM184 165V166H183ZM220 165H222V163L220 164ZM46 166V165H45ZM44 166V167H45ZM65 166V165H64ZM74 166V165H73ZM76 166V165H75ZM98 166H99V164H98ZM104 166V165H103ZM238 166V165H237ZM236 166V167H237ZM81 167V166H80ZM247 167V166H246ZM42 168V167H41ZM61 168L63 169V167L61 166ZM60 168V169H61ZM72 168V166L70 167V169ZM99 168V167H98ZM47 170H48V168H46ZM59 169V168H58ZM67 169H69L68 167L66 168V170ZM105 169V168H104ZM235 169V168H234ZM54 170H56V169H54ZM75 170V169H74ZM192 170V169H191ZM194 170V169H193ZM207 170V169H206ZM213 170V169H212ZM218 171H219V169H217ZM72 171V170H71ZM247 171V170H246ZM48 172V171H47ZM66 172V171H65ZM67 172H70L69 170L67 171ZM81 172V173H80ZM212 172V171H211ZM236 172V171H235ZM243 172V171H242ZM71 173V172H70ZM194 173V172H193ZM245 173V172H244ZM217 174V171H216V173L214 174V175H216ZM236 174L237 173H235V174H225V175H223V177L222 178H220V176H219V178H220V181H222V182H225V185H223V188L221 187V185H220V192L222 191V189H223V193L222 194H220L219 196L220 197H218L219 198V201H222V206L223 207H220V208H223V210L221 211V214L223 213H227L228 215H229V213L235 218V219H238V223H237V226L240 228L239 230H241L242 231V233L243 234H245V235H249V234H251L252 232H254V233H257V234H264V185H261L260 184V182L259 183H257V182H255L254 180H253V177L251 176V175H249V174H244V175H238L237 174V176H236ZM66 175V174H65ZM212 175V174H211ZM218 175V174H217ZM216 175V176H217ZM17 176V175H16ZM69 176V175H68ZM201 176V175H200ZM264 176V175H263ZM70 177V176H69ZM39 178V177H38ZM215 178V177H214ZM217 178V177H216ZM219 178H217V179H215L214 180V182L216 183V180H218L219 181ZM54 179V178H53ZM102 179V182H101V184L103 185L104 183L103 182H105L104 180ZM121 179H120V181H121ZM258 179H261V178H258ZM263 179V178H262ZM27 180V179H26ZM25 180V181H26ZM111 180H113V179H111ZM201 180V179H200ZM68 181V180H67ZM72 181V180H71ZM219 181V182H220ZM94 182V181H93ZM108 182H109V180H108ZM111 182V181H110ZM132 182V183H133ZM137 182H141L140 180L139 181H137ZM141 182V183H142ZM9 183V182H8ZM27 183V182H26ZM55 183V182H54ZM89 184H91L90 182H88ZM88 183H87V186L86 187H88ZM116 183V182H115ZM212 183V182H211ZM23 184V183H22ZM97 183H92L91 185L94 187L93 189L95 190V192L94 193H96V195L95 196H93V195H91L90 193H89V197H91V198H93L92 199V201L93 200H95L94 202L96 203V205H95V210H96V212L99 214V215H104V216H110V213L111 212H113L114 214H116V213H118L119 212V207H118V205H117V197H116V195L114 194L115 192H112L111 193V190L112 189H110L111 188V186L114 184H104V186H103V188H101V187H96V186H98V184L96 185ZM199 186H198V185ZM258 184H260V185H258ZM119 186H120V184H118ZM209 185H214V184H209ZM208 185V186H209ZM23 186V185H22ZM125 186V185H124ZM129 185H127V187H128ZM131 186V185H130ZM140 186V185H139ZM138 186V187H139ZM217 186V185H216ZM4 187V186H3ZM116 187V186H115ZM234 187V188H233ZM98 188H101V189H99L98 190ZM198 188V189H197ZM3 189V188H2ZM67 189V188H66ZM116 189V188H115ZM114 189V190H115ZM125 189V188H124ZM18 190V189H17ZM21 190V189H20ZM89 191V190H88ZM106 192L108 195H105V194H103L104 196H106V197H103L102 195H97V193H99V192ZM129 191V190H128ZM196 191V192H195ZM56 193V192H55ZM84 193H85V191H84ZM87 193V192H86ZM123 193V192H122ZM194 193L196 194V195H194ZM197 193H199V195L197 194ZM110 194L112 195V196H110ZM86 195V194H85ZM84 195V196H85ZM91 195V196H90ZM201 195V196H202ZM129 196V195H128ZM60 197V196H59ZM130 197V196H129ZM217 197V196H216ZM53 198V197H52ZM56 198V197H55ZM54 198V199H55ZM88 198V196L85 198L86 200H89V199H87ZM119 198H120V196H119ZM123 198V197H122ZM204 198V197H203ZM84 199V200H85ZM208 199V200H209ZM57 200V199H56ZM198 200V199H197ZM206 199H204L203 200V202L204 203H206V201H205ZM207 200V201H208ZM53 201V200H52ZM55 201V200H54ZM139 201V200H138ZM139 201V202H140ZM200 201V200H199ZM210 201H214V200H209L208 201V203L210 202ZM215 201H216V199H215ZM118 202H120L119 200H118ZM172 202V201H171ZM195 202H198V201H196L195 200ZM202 202V203H203ZM199 204L201 203V201L200 202H198ZM201 203V206L203 205ZM83 204V203H82ZM130 204V203H129ZM136 204V203H135ZM138 205H135L136 207H138L139 206V203H137ZM209 204H211V205H207V204H205V205H207L208 207L209 206H211L213 209L215 208H218V206L220 205L219 203H215V202H212V203H209ZM134 205V204H133ZM179 205V204H178ZM183 205V204H182ZM187 204H185V205H183V206H185L184 208H186L187 206H186ZM191 204H188V206H190ZM204 205V206H205ZM121 206V205H120ZM127 206V205H126ZM129 207L130 206H132V203H131V205H128ZM134 206V207H135ZM139 206V207H140ZM192 206V205H191ZM200 205H199V207H201ZM206 206V207H207ZM66 207H68V206H66ZM65 207V208H66ZM70 207H71V205H70ZM128 208V207H127ZM165 208V207H164ZM177 208V207H176ZM179 208H183V207H181V205L179 206ZM183 208V209H184ZM188 208V207H187ZM185 209V210H188V209ZM190 208V207H189ZM69 209V208H68ZM67 209V210H68ZM83 209H85V208H83ZM163 209V208H162ZM193 209V208H192ZM225 209V210H224ZM237 209V211L234 213L233 211L234 210H236ZM71 210V209H70ZM88 210V209H87ZM127 210V209H126ZM125 209H124V212L126 211ZM160 211H162L161 209H159ZM177 210H178V208H177ZM198 210V209H197ZM220 210V209H219ZM72 211V210H71ZM132 211V210H131ZM134 211H136V210H134ZM133 211V212H134ZM143 211V210H142ZM150 211H151V209L150 210H148V213H150ZM153 211V210H152ZM151 211V212H152ZM175 211H176V209H175ZM180 211V210H179ZM178 211V212H179ZM213 211V210H212ZM74 212H76V211H74ZM90 212V211H89ZM187 212V216H189V214H188V211H186ZM211 212V211H210ZM229 212V213H228ZM231 212H233V213H231ZM66 213H68V211H66ZM78 213L79 212H77L76 214H77V216H78ZM88 213V212H87ZM123 212H121L120 214H122ZM160 213H162V212H160ZM167 213H169V212H167ZM174 213V212H173ZM175 213H177V212H175ZM185 213V212H184ZM183 213V214H184ZM193 213V212H192ZM86 214V213H85ZM90 214V213H89ZM123 214H125V213H123ZM130 214H132L131 212L129 213V215ZM170 214H172V213H170ZM212 214V213H211ZM217 214H220V213H217ZM217 214H215V215H211L212 217L213 216H215L214 217V219H219L220 220V217H218L217 218V216H219V215H217ZM65 215V214H64ZM160 215V214H159ZM173 215V214H172ZM185 215V214H184ZM226 215V214H225ZM87 216V215H86ZM90 216H92L91 214H90ZM128 216V215H127ZM153 216V215H152ZM167 216H169V215H167ZM177 216V215H176ZM210 216V217H211ZM221 216V215H220ZM227 216V215H226ZM226 216H223V217H226ZM64 217V216H63ZM76 217V216H75ZM89 217V216H88ZM132 217V216H131ZM178 217H179V215H178ZM186 217V216H185ZM203 217V216H202ZM209 217V216H208ZM209 217V218H210ZM85 218V217H84ZM95 218V217H94ZM100 218V217H99ZM140 218V217H139ZM173 218V217H172ZM171 218V219H172ZM174 218H175V214H174ZM182 218H184V217H182ZM187 218V217H186ZM186 218H185V220H186ZM206 218V217H205ZM221 218H222V216H221ZM141 219V218H140ZM164 219V218H163ZM168 219V218H167ZM187 219H189V218H187ZM191 219V218H190ZM78 220H79V218H78ZM89 220V219H88ZM93 219H91V221H92ZM98 220V219H97ZM113 220V219H112ZM116 220V219H115ZM119 220V219H118ZM147 219H145V221H146ZM77 221V220H76ZM81 221V220H80ZM122 221V220H121ZM175 221V220H174ZM191 221V220H190ZM217 221V220H216ZM221 221V220H220ZM225 221V220H224ZM81 222H83V221H81ZM85 222V221H84ZM151 222V221H150ZM149 222V223H150ZM153 222V221H152ZM154 222H155V220H154ZM158 222V221H157ZM209 222H211V221H209ZM222 222V221H221ZM85 223H87V221L85 222ZM92 223V222H91ZM115 223V222H114ZM142 223V222H141ZM203 223V222H202ZM218 223H219V221H218ZM128 224V223H127ZM130 224V223H129ZM92 225V224H91ZM117 225V224H116ZM123 226V225H122ZM235 228V227H234ZM85 229V228H84ZM122 230V229H121ZM121 230H119V231H121ZM203 230V229H202ZM118 231V229H117V232H119ZM147 231V230H146ZM145 231V232H146ZM85 232V231H84ZM83 232V233H84ZM150 232V231H149ZM103 233V232H102ZM102 233H101V235H102ZM144 233V232H143ZM104 234V233H103ZM115 234V233H114ZM117 234V233H116ZM121 234V233H120ZM147 234V233H146ZM149 234V233H148ZM100 236V235H99ZM103 236V235H102ZM109 236H110V234H109ZM101 237V236H100ZM100 237H98V238H100ZM105 237L107 238V236L105 235ZM149 237V236H148ZM46 238H48V237H46ZM102 238V237H101ZM110 238V237H109ZM116 238V237H115ZM127 238H128V236H127ZM93 239V238H92ZM102 239H104V238H102ZM95 240V239H94ZM115 240V242H118V241H116V239H114ZM118 240H120V239H118ZM124 240V239H123ZM47 241H48V239H47ZM47 241H44V244H45V242H47ZM96 241V240H95ZM125 241V240H124ZM49 242V241H48ZM47 242V243H48ZM93 242V241H92ZM40 243V242H39ZM51 243H54V241L52 242L51 241ZM110 243V242H109ZM50 244V243H49ZM88 244V243H87ZM98 244H100V243H98ZM40 245V244H39ZM79 245H81V244H79ZM92 245V244H91ZM115 245V244H114ZM120 245H121V243H120ZM35 246V245H34ZM44 246H46V245H44ZM56 246V245H55ZM86 246V245H85ZM94 246H96V245H94ZM99 246V245H98ZM101 246V245H100ZM99 246V247H100ZM117 246V245H116ZM115 246V247H116ZM98 247V248H99ZM48 248V247H47ZM46 248V249H47ZM62 248V247H61ZM60 248V249H61ZM95 248L96 247H94L93 249H94V252H95ZM98 248H96L97 250V252H98ZM102 248H104L103 246H102ZM108 248V247H107ZM117 248V247H116ZM39 249V248H38ZM50 249H51V247H50ZM50 249H49V251H50ZM105 249V248H104ZM115 249V248H114ZM33 250V249H32ZM35 250H37V249H35ZM44 250V249H43ZM52 250H54V249H52ZM100 250H102V249H100ZM108 250V249H107ZM47 251V250H46ZM111 251H113V250H111ZM110 251V252H111ZM34 252V251H33ZM55 252V251H54ZM87 252V251H86ZM94 252H92V254L94 253ZM96 252V253H97ZM101 252V251H100ZM100 252H98V253H100ZM83 253V252H82ZM115 253H117V251H115ZM29 254V253H28ZM34 255H35V253H33ZM101 254V253H100ZM85 255V254H84ZM83 255V256H84ZM88 255V254H87ZM95 256L97 255V254H94ZM94 255L92 256V255H90L91 257H94ZM104 255V254H103ZM110 255H111V253H109V255H106L108 258L110 257ZM127 255H129V254H127ZM33 256V255H32ZM37 256V255H36ZM49 256H52L50 253H49ZM98 256V255H97ZM89 257V256H88ZM104 257V256H103ZM239 257V256H238ZM33 258V257H32ZM40 258V257H39ZM45 258H47V257H45ZM87 258V257H86ZM102 258V257H101ZM44 259V258H43ZM42 259V260H43ZM85 259V258H84ZM87 259H90V258H87ZM92 259V258H91ZM90 259V260H91ZM33 260V259H32ZM54 260V259H53ZM97 260V259H96ZM231 260V259H230ZM37 261V260H36ZM35 261V262H36ZM91 261H93V260H91ZM26 262H27V260H26ZM38 262V261H37ZM48 262V261H47ZM55 262H57V261H55ZM95 262V261H94ZM99 262H100V260H99ZM117 262V261H116ZM40 263V262H39ZM87 263V262H86ZM10 264V263H9ZM17 264H21V263H17ZM45 264V263H44ZM48 264V263H47ZM50 264V263H49ZM57 264V263H56ZM87 264H89V263H87ZM90 264H91V262H90ZM94 264V263H93ZM102 264V263H101Z\"/></svg>","mask_w":264,"mask_h":264}]
</instances>
